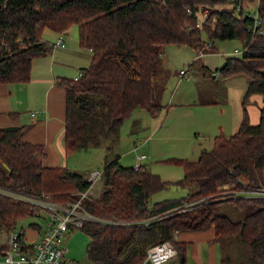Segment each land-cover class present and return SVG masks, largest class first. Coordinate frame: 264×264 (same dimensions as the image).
Returning <instances> with one entry per match:
<instances>
[{"label": "trees", "instance_id": "trees-1", "mask_svg": "<svg viewBox=\"0 0 264 264\" xmlns=\"http://www.w3.org/2000/svg\"><path fill=\"white\" fill-rule=\"evenodd\" d=\"M247 1L254 0H0V83L29 81L32 61L52 51L42 40L46 29L61 33L76 25L80 47L91 51L78 80H57L66 97V154L99 146L93 133L104 138L116 134L135 109L151 115L162 110L158 82L165 46H189L199 53L215 40L242 44L238 57L227 58L213 71L221 78L243 74L247 79L238 127L228 136L216 135L212 148L201 150L195 161L169 160L183 168L179 184L193 185L187 196L149 207L150 196L167 182L147 165L134 170L121 166L118 158L104 157L100 193L84 206L105 219L151 220L128 227L85 225L91 264H142L146 250L166 240L177 253L165 264H186V243L174 240V233L207 226L213 227L214 242L238 237L245 247L240 264H264V199L233 195L264 189V107L255 125L245 108L250 96H264V0L255 9L262 34L248 30L253 19L244 12ZM23 132L24 127H0V189L45 195L59 203L77 199L89 187L85 177L65 167L44 166L43 147L23 141ZM221 201L253 211L235 222L216 212ZM35 210L0 192V234L16 229L17 221ZM2 250L0 241V254ZM227 261L222 258V264Z\"/></svg>", "mask_w": 264, "mask_h": 264}, {"label": "rangeland", "instance_id": "rangeland-1", "mask_svg": "<svg viewBox=\"0 0 264 264\" xmlns=\"http://www.w3.org/2000/svg\"><path fill=\"white\" fill-rule=\"evenodd\" d=\"M257 6L258 0L244 2V12H253V10L257 9ZM72 30L77 32V26H71L70 32ZM48 34H51L50 31L44 30L42 34L43 41H52ZM202 37L204 40L207 39L204 34H202ZM214 44L216 52L203 58L204 62L209 63L208 65L212 67H220L222 65L226 57L223 54L224 52L234 55L233 53L237 54L236 50H239L240 53L243 50L242 44L238 40H217ZM206 48L210 49L208 44ZM196 53L189 46L167 45L164 47L161 60L169 71L170 77L164 93L160 94V98L163 97L164 105L173 103V106H169L167 110H161L156 116L151 115L145 109H135L122 122L116 134H111L107 138H104L100 132L95 131L93 138L99 140V146L86 151H76L70 156V160L78 165L76 167L79 173L88 176L91 172H102L104 157H108L109 160L118 158L121 166L134 167L136 154H142L146 156V159L142 160L141 164L146 163L147 168L152 173L159 175L168 184L167 187L150 196L148 200L149 207L158 202L180 199L187 196L194 189L193 185L179 184V181L184 176L183 168L181 165L169 162V160L176 158L195 161L199 151L202 149L210 150L213 146V138L224 132H216L218 134L211 136L212 131H215L213 128L209 130L212 127L211 122L225 120L226 124H228V118L225 115L221 118L218 114L220 107L216 109V107H202L194 104V102H201V99L217 100V97L212 94L205 95L203 98L196 92L197 86L201 82L197 81L196 75L193 78L191 74L197 72V67L194 69L191 67L190 71H187L186 76L181 79L178 75L180 70H187L188 64L194 60ZM196 62L194 63L195 65ZM86 65L88 66L89 62ZM200 73L202 76L201 71ZM78 74L79 72L76 73V75ZM216 86L218 85H214L213 91L211 90L212 93L217 90ZM218 89L221 90V87L219 86ZM225 96L222 101L227 98V103L222 108L223 110L224 108L229 109L226 113L230 117V111L233 113L238 103L235 102L232 94L225 92ZM225 127V133L228 135L236 130L232 126L228 128L225 125ZM223 187L228 188L229 186ZM100 190L101 183L93 190V196H98ZM38 211L36 208L35 214ZM252 211L253 209L250 207L244 209L236 208L228 201H221L216 204L217 213L226 215L235 222L241 221ZM35 214L20 219L16 223V230L20 231L23 229L29 239H37L47 226L46 215L41 213L40 216H36ZM32 224L35 227L31 226ZM211 231L212 226H207L200 233L204 235ZM89 240V236L82 229L70 230L63 242L67 248L66 256L76 260L79 264H91L86 256V247ZM219 244L222 258L229 259L227 264H240L245 247L238 237H228L219 241Z\"/></svg>", "mask_w": 264, "mask_h": 264}, {"label": "crops", "instance_id": "crops-1", "mask_svg": "<svg viewBox=\"0 0 264 264\" xmlns=\"http://www.w3.org/2000/svg\"><path fill=\"white\" fill-rule=\"evenodd\" d=\"M48 31L51 33L48 36L52 41H44L52 45V51L32 61L29 81L24 83H0V127H24V132L21 136L22 140L43 147L45 153L44 166L65 167L70 171L79 173L76 167L78 165L70 160V156L75 152L66 154L64 151L63 136L66 97L64 89L57 84V80L61 78L73 79L77 72H81L83 68L87 67L86 63L90 62L91 51L80 47L77 37L78 30L77 32L76 30L70 32L69 28L67 31L61 33ZM59 35L63 36V45L53 46ZM215 41L208 44L210 49H203L199 53L193 48L197 53L194 60L188 64L187 71H190L191 67L193 69L195 67L198 68L197 72L199 75L197 72H193L191 75L193 78L196 75L197 81L201 82L196 90L200 96L204 98L205 95L212 94L217 97V100L201 99V102H194V104L202 107H216V109L220 107L219 116L222 118L225 115L228 118V124H226L225 120L211 122V129L207 127L209 130H212V128L215 130L212 131L211 136L223 131L224 135L227 136L225 125L228 128L232 126L236 129L242 118V100L248 83L243 74H235L225 78L207 74L206 69L212 73L220 68L227 58L238 57L240 55V53L230 55V53L224 52L223 54L226 57L220 67L208 65L209 63L204 62L203 58L216 52V48H214ZM195 61H197L196 65L194 64ZM200 62L201 64H199ZM200 71L202 72V76L200 75ZM169 77L170 73L162 62L159 74L160 80L158 82L162 89L160 91L161 94L166 89ZM214 85L218 86H216L217 90L212 93ZM219 86L221 90L218 89ZM225 92L232 94L235 102L238 103L233 113L230 111V117L226 113L229 109L224 108L223 110L222 108L227 103V98L222 101V98L226 97ZM263 97L257 94L252 95L245 105L249 122L252 125L257 124L259 121L260 109L264 107ZM162 98L159 97L160 104L164 106L162 111L167 110L169 106H173V103L164 105ZM144 165L147 164L145 163ZM82 175L85 178L87 177L84 174ZM200 231H180L174 233V240L186 243V264H222L220 244L213 241V227L212 231L208 234L203 235Z\"/></svg>", "mask_w": 264, "mask_h": 264}, {"label": "built area", "instance_id": "built-area-1", "mask_svg": "<svg viewBox=\"0 0 264 264\" xmlns=\"http://www.w3.org/2000/svg\"><path fill=\"white\" fill-rule=\"evenodd\" d=\"M253 19L252 28L248 29L252 33L262 34L261 20L257 10L249 13ZM206 15L203 17L205 18ZM198 26V24H197ZM63 36L59 37L53 43V46H62ZM236 53L240 51L236 50ZM241 54V53H240ZM187 70H180L179 76L184 77ZM82 72H79L73 79L78 80ZM213 76H218L217 72H212ZM264 98V97H263ZM145 155H136V164L134 170H138L141 161ZM89 187L82 192L79 197L67 203H59L45 195H28L8 190L0 189V192L17 200L28 202L35 206L39 211L36 216L44 213L47 217V226L37 239H29L24 232L22 235L16 229L1 233V244L3 250L0 254V264H79L74 259L66 256L67 248L63 244L66 234L73 229H82L87 224H100L106 226H132L135 224L144 225L151 219H142L140 221H128L117 219H105L96 216L90 212L84 201L93 197V190L102 179L101 172H91L86 178ZM223 189H228L224 188ZM92 195V196H91ZM235 197L244 198H262L264 199V189H246L235 191ZM199 201L188 203L184 207L197 204ZM176 249L171 241H162L150 246L146 250V255L142 264H165L176 256Z\"/></svg>", "mask_w": 264, "mask_h": 264}]
</instances>
